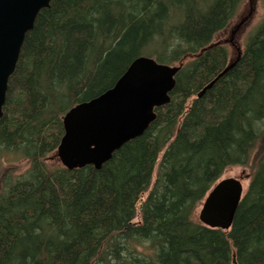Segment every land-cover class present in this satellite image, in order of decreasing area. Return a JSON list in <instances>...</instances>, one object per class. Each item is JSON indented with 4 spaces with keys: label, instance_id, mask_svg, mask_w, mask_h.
<instances>
[{
    "label": "trees",
    "instance_id": "16d2710c",
    "mask_svg": "<svg viewBox=\"0 0 264 264\" xmlns=\"http://www.w3.org/2000/svg\"><path fill=\"white\" fill-rule=\"evenodd\" d=\"M244 1L52 0L39 13L0 119V152L29 163L0 175V264H264V20L198 98L230 64L216 38ZM142 56L189 59L145 135L101 170L50 164L63 116ZM231 168L251 174L224 232L196 210Z\"/></svg>",
    "mask_w": 264,
    "mask_h": 264
},
{
    "label": "water",
    "instance_id": "95a60500",
    "mask_svg": "<svg viewBox=\"0 0 264 264\" xmlns=\"http://www.w3.org/2000/svg\"><path fill=\"white\" fill-rule=\"evenodd\" d=\"M51 2L0 0V119L4 115L9 80L16 70L26 35L34 29L39 13L48 9ZM241 55L238 49L237 58L198 98L233 69ZM188 60L166 65L153 58L139 57L111 89L71 108L63 116L64 136L56 152L62 167L70 171L88 166L101 170L123 146L144 136L157 119L156 109L171 102L176 76ZM246 189L242 177L216 182L199 204V222L211 229L230 231Z\"/></svg>",
    "mask_w": 264,
    "mask_h": 264
},
{
    "label": "rangeland",
    "instance_id": "374dc122",
    "mask_svg": "<svg viewBox=\"0 0 264 264\" xmlns=\"http://www.w3.org/2000/svg\"><path fill=\"white\" fill-rule=\"evenodd\" d=\"M264 20V0H245L226 31L216 38V43H220L226 47L229 53V61H233L238 56V49L244 50L249 38L254 34L258 26ZM50 164L62 166L57 157H50ZM29 169L28 161L19 154L0 152V175L9 172L12 177H17L25 173ZM249 168H231L225 172L222 179L228 177H242L246 187L249 184L250 177ZM147 195V194H146ZM200 207L196 210V218L198 219ZM140 217H138L139 220Z\"/></svg>",
    "mask_w": 264,
    "mask_h": 264
}]
</instances>
